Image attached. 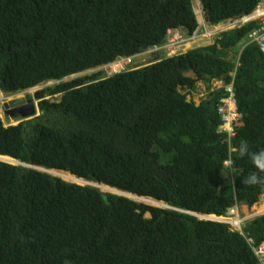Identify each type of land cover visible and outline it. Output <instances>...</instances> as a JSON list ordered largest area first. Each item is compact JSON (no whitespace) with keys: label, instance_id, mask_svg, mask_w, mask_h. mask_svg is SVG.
<instances>
[{"label":"trees","instance_id":"obj_1","mask_svg":"<svg viewBox=\"0 0 264 264\" xmlns=\"http://www.w3.org/2000/svg\"><path fill=\"white\" fill-rule=\"evenodd\" d=\"M261 2L0 0V92L46 85L35 92L38 116L17 125L0 118V156L25 165L0 161V264H264L228 225L196 216L228 217L264 195V185L243 183L249 159H233L242 141L264 148V53L245 45L257 22L112 77L79 76L163 44L169 29L191 36L198 16L209 29L234 24ZM231 81L242 118L230 140L214 82ZM201 82L210 93L197 103ZM247 231L264 244V216Z\"/></svg>","mask_w":264,"mask_h":264},{"label":"clouds","instance_id":"obj_2","mask_svg":"<svg viewBox=\"0 0 264 264\" xmlns=\"http://www.w3.org/2000/svg\"><path fill=\"white\" fill-rule=\"evenodd\" d=\"M263 1V0H262ZM199 13H202V11H199ZM202 21H203V19H202V17L201 16H198V23L199 24H201L202 23ZM199 27V26H198ZM215 27V26H214ZM214 27H212L210 30H212L213 31V29H214ZM170 30V29H169ZM179 30H181V29H179ZM168 32V31H167ZM181 32L183 33V34H185L186 36H187V34L183 31V30H181ZM213 37V36H212ZM211 37V38H212ZM166 38V37H165ZM199 41H201V40H198L197 42H199ZM164 43V42H163ZM191 43H196V42H191ZM246 45V44H245ZM245 45H244V47H245ZM160 46V45H159ZM188 46V45H187ZM153 47H155V46H153ZM152 47V48H153ZM186 47V46H185ZM150 49L151 48H149V49H147L146 51H144V52H142V53H138V54H135L134 56H130V57H120V58H118L115 62H112V63H107V64H104V65H102V66H100V67H98L99 69H101V71L100 72H102L103 74H104V77L106 78V77H112V76H114V75H117V74H121V73H124V72H127V71H129V70H131L132 68H134V67H144V65H141V66H137V59L138 58H147L148 59V57H147V55H149V56H151L152 57V61L150 62V63H148L147 65H149V64H151L152 62H154V61H157V60H159V58H160V56H165V57H172V56H167V55H165L164 53H159V54H154V53H151V52H149L150 51ZM180 54H184V53H178V54H176V55H180ZM176 55H173V56H176ZM122 59H130L131 60V62L129 63V64H127L126 65V67H125V69L124 70H122L120 73H114V71H113V68L115 67V65L116 64H118V63H120V61L122 60ZM142 62H144V61H142ZM146 66V65H145ZM97 69V68H96ZM96 69H93V70H96ZM89 71H92V70H89ZM105 72V73H104ZM95 73H99V72H95ZM105 74H107L106 76H105ZM218 83V82H217ZM219 85H220V87L221 88H223V90H224V94H223V97L221 98V100L223 99V98H225V97H227V96H229V94H228V92H227V90H231V91H235V99H236V105H237V111H238V113H239V119H238V121H237V123L235 124V126H234V128H235V133H236V130H237V126L240 124V120H241V118H242V114L240 113V111H239V106H238V100H237V93H236V88H235V84H234V81H231L229 84H227V85H224L223 84V82L222 83H219ZM39 87V86H38ZM38 87H36V88H33V89H38ZM32 90V89H31ZM39 90V89H38ZM23 94H27V92H25V93H18V94H16V95H20L19 97H22V95ZM16 95H13V96H6V95H4L3 93H1L0 92V98H1V107H0V109H2V110H7V109H4V107H3V104L5 103V102H9V100H11V99H13V97L14 96H16ZM25 99H27V98H25ZM59 99H61L62 100V98L60 97V98H58V99H53V100H59ZM30 100H32V101H34V106H35V108H36V110H35V113L33 114V115H30V116H27V117H23V119H21L20 121H19V123L20 122H23V121H26V120H28V119H31L33 116H38L39 115V109L37 110V105L38 104H35V101L36 100H34V99H30ZM220 100V101H221ZM28 101V100H27ZM38 102V101H37ZM18 106H20V107H22V108H25L24 109V112H29V108H28V106L26 105V104H23V105H18ZM18 106H16V107H11V108H18ZM9 110H7L6 112H8ZM218 112H219V110H218ZM9 115H11V114H9ZM223 131H224V124H223ZM224 133L226 134V136L231 140V137L228 135V133H226L225 131H224ZM234 151H235V153H236V157H233V159H235V158H245V157H247L248 159H249V161H250V163H251V165H252V168H253V171H252V173L245 179V180H243V183L245 184V185H249V186H256V185H264V148H259V149H257L256 151H251L250 150V147H249V144L246 142V141H242V142H240L238 145H236V146H234ZM39 171H41V172H43V173H45V174H48V175H50V176H52V177H57V178H60V179H62L63 181H65V182H68V183H73V184H76V185H78V186H82V187H93V188H97V189H99L100 191H101V188L99 187L100 185H102V184H98V183H94V182H92V181H88V180H85V179H83V178H79V177H77V176H75L77 179H79V180H83L84 181V183H82V182H79L78 180H74V181H67V180H65L64 178H62L60 175H54V174H52V173H49L48 171L49 170H47V169H41V168H37ZM56 171H60V170H56ZM60 172H64V171H60ZM227 172H231V173H233L232 172V165L230 164L229 165V167H228V169H227ZM64 173H68V174H70L69 172H64ZM234 174V173H233ZM70 175H72V174H70ZM72 176H74V175H72ZM76 182V183H75ZM103 186H105V185H103ZM108 187V186H107ZM110 188V187H109ZM113 189H115V188H113ZM115 190H117V189H115ZM108 191H111V190H108ZM119 191V190H118ZM103 192V191H102ZM114 192V191H113ZM104 193H108V192H104ZM129 194V193H128ZM117 195V194H116ZM132 195V194H131ZM135 196V195H134ZM124 197V196H123ZM138 197V196H137ZM128 198V197H127ZM131 199V198H130ZM132 200V199H131ZM239 207V212H240V216L245 220L244 221V223H243V227H242V231H238V230H236L231 224H229V223H225V222H222V221H217L218 220V218L217 217H215V220H213L214 222H219V223H223V224H226V225H228L229 227H230V229L232 230V231H234V232H236V233H239L244 239H246L247 240V242L252 246V248H253V250L255 251V254L256 255H258V257H260V256H263L264 254H262V248L264 247V244H262L261 246H257L256 247V243H255V239L254 238H252L251 236H250V233L247 231V226H248V224L249 223H251L255 218H257V217H252L251 215H249V218L250 219H248V218H245L244 217V215H242V212H241V206H238ZM164 208H167L166 206L164 207ZM249 208V207H248ZM261 216H264V215H261ZM261 216H259V217H261ZM219 218H226V217H219Z\"/></svg>","mask_w":264,"mask_h":264},{"label":"built area","instance_id":"obj_3","mask_svg":"<svg viewBox=\"0 0 264 264\" xmlns=\"http://www.w3.org/2000/svg\"><path fill=\"white\" fill-rule=\"evenodd\" d=\"M256 18L258 20V28L254 30L246 41V45L256 44L261 52L264 53V0L258 5L256 11ZM248 17H243L240 20L234 22L235 26H243L247 23ZM214 32L205 26V22L202 21L199 24L198 29L191 35L186 36L179 29H170L166 34L164 43L160 46H155L150 49L149 52L154 54L164 53L167 56H173L182 51V48L187 46L191 42H197L198 40L211 38ZM131 62L130 59H122L120 63L116 64L113 68L114 73H120L125 69L126 65ZM229 96L221 100V106L219 113L222 116L224 123V131L228 133L230 137L235 135V124L239 119V113L237 111L235 91L227 90ZM222 222L231 224L236 230L242 231L244 219L240 216L239 207L233 208L229 216L222 219ZM262 254H264V247L262 248Z\"/></svg>","mask_w":264,"mask_h":264},{"label":"rangeland","instance_id":"obj_4","mask_svg":"<svg viewBox=\"0 0 264 264\" xmlns=\"http://www.w3.org/2000/svg\"><path fill=\"white\" fill-rule=\"evenodd\" d=\"M193 2V6H195V8H198L199 7V3H198V0H192ZM228 23H226L227 25ZM229 25V24H228ZM224 25H221V28H223ZM236 28H240V26L236 27ZM231 28H225V29H219V28H214L213 29V32H214V35L211 39H213L215 36L217 35H220L221 32H224V31H227ZM212 42L211 41H207L206 43L207 44H210ZM201 43H203V41H199V42H196V43H189L188 46L182 48V51L181 53H187L188 51L194 49V48H197L199 46H202L200 45ZM243 46V45H242ZM239 48H241V44H239ZM148 59L147 58H138L136 61H137V66H141V65H147L148 63H150L152 61V57L147 55ZM165 57V56H164ZM144 61V62H142ZM101 69L97 68L96 70H92V71H87L79 76H90L91 74L95 73V72H100ZM103 72V71H102ZM105 73V72H104ZM107 74H105L106 76ZM76 77V76H75ZM67 81V79L65 80ZM54 83L53 82H50L47 86H52ZM46 85H42V86H39L38 89H41V88H44ZM214 87H220L219 83L217 82H214ZM38 89H32V90H29L27 92V94H23L22 97L24 98H27V96L31 95V96H34V93L36 92V90ZM210 92H208L207 90V85L204 84L203 82L199 83L198 84V89L197 91L192 95L194 100L197 101V103H200L201 101V98H204L206 96L209 95ZM35 104H38L37 101H35ZM38 110V108H37ZM10 113L6 112V110H2L0 109V118L2 119V121L6 124V125H17L19 123V121L15 120L16 117L13 116V115H9ZM49 173H53V172H50ZM62 177V176H61ZM63 178V177H62ZM76 183V182H75ZM101 191L103 192H108V193H112V194H117L119 196H124L122 194H119V193H116V192H113V190L111 191H108V190H102ZM124 197H128V196H124ZM130 198V197H129ZM132 200L136 201V202H143L145 204H148V205H151V206H154V207H165V205L163 203H160V204H156V203H151V202H148V200L150 201L149 198H131ZM138 202V203H139ZM151 203V204H150ZM162 204V205H161ZM241 212H242V215H244L245 218H249V215H251L252 217H259L261 215H264V195H262L260 197V201L255 205L253 206L252 208H248L247 206L245 205H242L241 206ZM260 258L259 261L261 262H264V256H260L258 257Z\"/></svg>","mask_w":264,"mask_h":264},{"label":"water","instance_id":"obj_5","mask_svg":"<svg viewBox=\"0 0 264 264\" xmlns=\"http://www.w3.org/2000/svg\"><path fill=\"white\" fill-rule=\"evenodd\" d=\"M20 95H16L13 97V99L9 100V102H5L3 104V107L4 109H8L9 107H16L18 105H23V104H26L29 108V112H21L22 116L23 117H27V116H30V115H33L35 113V106H34V101L32 100H26L24 97H19ZM62 100L59 99V100H53V102H61ZM0 161L2 162H5V163H9V164H12V165H24V164H21L20 162L14 160V159H11L9 157H3V156H0ZM25 166V165H24ZM129 198V197H128ZM199 219L201 220H209V221H213L215 220V217L214 216H198L196 215ZM223 218H218L217 221H223L222 220Z\"/></svg>","mask_w":264,"mask_h":264},{"label":"bare ground","instance_id":"obj_6","mask_svg":"<svg viewBox=\"0 0 264 264\" xmlns=\"http://www.w3.org/2000/svg\"><path fill=\"white\" fill-rule=\"evenodd\" d=\"M50 172H53L52 174H54V175H60V176H62L65 180H67V181H74V180H78L79 182H82V183H84V181L83 180H79V179H77L75 176H72V175H70V174H68V173H64V172H60V171H56V170H49ZM48 171V172H49ZM102 190H113L114 192H116V193H119V194H122V195H124V196H128V197H130V198H134V197H136V198H142V197H137V196H134V195H131V194H128V193H125V192H122V191H118V189L117 190H115V189H113V188H109V187H107V186H103V185H100L99 186ZM150 199V198H149ZM148 202H153V203H156V204H160L161 202H158V201H156V200H153V199H150V201L148 200ZM150 203V204H151ZM162 205V204H161ZM165 205V204H164Z\"/></svg>","mask_w":264,"mask_h":264},{"label":"crops","instance_id":"obj_7","mask_svg":"<svg viewBox=\"0 0 264 264\" xmlns=\"http://www.w3.org/2000/svg\"><path fill=\"white\" fill-rule=\"evenodd\" d=\"M256 15H257L256 13H253L252 15H250L247 19V22H258ZM228 24L226 25V23H221L219 25H216L214 28L217 27L219 29H225V28H231L232 29V28L238 27V26L233 25L232 23H228ZM221 25H224V27L221 28ZM240 27H242V26H240Z\"/></svg>","mask_w":264,"mask_h":264},{"label":"flooded vegetation","instance_id":"obj_8","mask_svg":"<svg viewBox=\"0 0 264 264\" xmlns=\"http://www.w3.org/2000/svg\"><path fill=\"white\" fill-rule=\"evenodd\" d=\"M37 91V90H36ZM34 96H35V93H34ZM34 96H32L33 97V99H34ZM31 99V98H30ZM30 99H26V100H30ZM24 109L25 108H22V107H20V106H18V108H11V107H9L7 110H9L8 111V113H10L11 115H13V116H15L16 118H17V116L20 114V112H24ZM6 110V111H7ZM139 202V201H138ZM141 203H143V202H141ZM264 256V255H263Z\"/></svg>","mask_w":264,"mask_h":264}]
</instances>
